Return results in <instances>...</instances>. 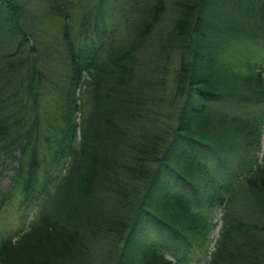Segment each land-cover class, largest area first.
I'll list each match as a JSON object with an SVG mask.
<instances>
[{
	"label": "trees",
	"instance_id": "1",
	"mask_svg": "<svg viewBox=\"0 0 264 264\" xmlns=\"http://www.w3.org/2000/svg\"><path fill=\"white\" fill-rule=\"evenodd\" d=\"M34 1L41 12L30 8L33 0H0V177L16 163L20 203L36 186L53 191L26 230L1 240L0 264H264V153L262 162L254 157L264 68L249 55L264 48V0L178 3L181 16L167 38L180 50L175 119L162 129L155 126L162 99L131 79L161 1L156 13L149 3L130 11L119 5L110 35L98 32L102 0ZM73 25L84 37L79 47ZM91 34L100 43L87 48ZM62 52L67 67L56 56ZM42 142L50 166L39 157ZM211 156L227 171L215 174ZM41 163L64 174L44 170L38 184ZM119 170L143 183L136 196L110 194ZM13 194L1 190L0 215ZM85 226L100 235V258H82L89 238H98ZM151 231L154 242L145 237Z\"/></svg>",
	"mask_w": 264,
	"mask_h": 264
},
{
	"label": "rangeland",
	"instance_id": "2",
	"mask_svg": "<svg viewBox=\"0 0 264 264\" xmlns=\"http://www.w3.org/2000/svg\"><path fill=\"white\" fill-rule=\"evenodd\" d=\"M161 1V7L158 9V17L159 20L156 23L155 26L151 29L149 35L145 40H143L136 51V54H134V61H133V69L135 70V73H133V76L131 77L133 81V85L137 88L139 83H144L146 94L147 93H155L156 97L159 99H162V102H160V108H159V116H156L155 123L156 127L158 126L160 129L164 128L167 124L171 121H174L175 119V111L176 107L173 103V99L175 100V96L173 95L174 89V78L176 76L175 72L177 71V67L179 66V49L173 48V44L170 45L168 39L173 38L172 33L173 31V25L181 16V9L177 6L178 3H185L187 0H137L134 2V0H102L101 10L103 11V19H101L100 15L98 17V32L101 31V29H105L106 33L110 35L112 28H117L119 25V21H117L115 18L118 16L115 9H118V6H124V8L128 11H130V8L136 3V8H145L146 4L149 3V8L151 10H154L156 13V5L157 3ZM90 3L91 5H96L99 3V0H85L84 3ZM76 4H80L79 0H76ZM159 4V3H158ZM31 9H35L36 12H41L42 9H40V5L38 1L33 0V7H30ZM79 13L80 11L74 10L73 11V17L79 19ZM100 14V10L98 12ZM137 12L134 11L133 13V21L137 19ZM104 20V21H103ZM77 21V20H76ZM74 24V23H73ZM78 30L77 27L73 25L72 29V37L74 40V43L77 47H79V43H82L84 41V37L82 35L77 34ZM81 36V37H79ZM89 40L92 41V45L87 46L89 47H96L99 45L100 40L99 37H96L95 35H88ZM168 38V39H167ZM42 40L44 38L42 37ZM104 40V39H103ZM105 42V41H104ZM84 43V42H83ZM251 44V43H250ZM82 45V44H81ZM57 46V45H56ZM253 46V44H252ZM59 50L61 48L57 46ZM251 47V46H250ZM235 48V47H234ZM238 48H241V44L238 43ZM244 48V47H242ZM250 56H252L253 61H262L260 62V70L261 68H264V48H251L250 49ZM60 56L61 65L64 67H67L66 65V59L63 58V52L62 56ZM58 71H61V69H58ZM263 78H264V71H263ZM83 94H81V98L83 101H85V90H82ZM149 96V95H148ZM145 96V97H148ZM157 100V101H158ZM151 102V100H149ZM48 106L45 107V110H48L49 113L52 111L49 107H51L52 101L48 99L47 102ZM88 108L86 105H84V109ZM152 130V129H150ZM264 153V125L262 127V136H261V144L260 148L255 151L254 157L258 159L260 162H262ZM42 155H45L46 157V165H49V162L51 161V155L47 148L44 146V143L42 142V145L40 146V152L39 157ZM213 157H210L212 169L215 170V174H222V172L227 171V169L222 168V163L219 162L216 159H212ZM11 163V164H10ZM9 168L3 170L2 176L0 177V192L2 189L13 187V197L11 198L10 202L5 207L3 213L0 215V242L7 236H12L13 234L20 232L21 230H26L27 225L34 220L36 211L38 210L39 205L41 204V200L44 199L48 193H51L53 191V188L51 185L47 186L46 189L41 192V188L39 186H36L33 191L31 192L30 197L27 200H24V202L20 203L22 200L21 193L19 192V189L17 187H14V181L12 176V167H16V163L10 162ZM220 163V164H219ZM54 166H51L50 168L46 167L43 163L39 166L37 172V182L40 184L44 181L46 178L45 171L44 170H51ZM120 175L119 179V187L110 190V194L113 192H117L118 195L125 196H136L137 192L140 191L141 185L143 184L141 181H134L129 180L125 177L124 174L121 175V170L118 171ZM241 173V170L239 171ZM245 173V172H244ZM64 174V171L61 173H57V170L54 169L52 172H50V175L52 177L57 176L58 179ZM48 176V175H47ZM50 177L48 176V179ZM22 179H17L16 186H21ZM134 184L136 186H134ZM22 187V186H21ZM135 187L139 188L137 191ZM136 192V193H135ZM23 195L25 193L23 192ZM29 195L25 196L27 198ZM35 197V198H33ZM33 198V199H32ZM32 201L30 202V200ZM110 202V201H109ZM203 206L205 207L206 201H201ZM108 207V208H112ZM114 206L113 208H115ZM121 207V206H120ZM116 207V208H120ZM220 218H221V212L219 208H216L214 210V221L217 222L216 226L212 228V231L210 233V238L212 240L211 248L214 244V241L218 237V232L220 229ZM87 234L97 236L98 238L95 240L94 237H90V243L89 246L82 251V258H85V260H90V258H100V235L95 232H90L87 226ZM145 237L148 242H154V240L158 239V236L155 234V232L151 231L148 233H145ZM74 257V256H73ZM79 259V258H76ZM81 259V258H80Z\"/></svg>",
	"mask_w": 264,
	"mask_h": 264
}]
</instances>
